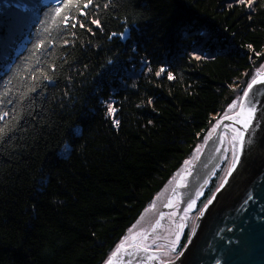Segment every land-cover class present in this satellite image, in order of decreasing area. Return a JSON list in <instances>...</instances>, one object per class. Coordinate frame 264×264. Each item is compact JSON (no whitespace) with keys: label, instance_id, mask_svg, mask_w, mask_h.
Segmentation results:
<instances>
[{"label":"trees","instance_id":"16d2710c","mask_svg":"<svg viewBox=\"0 0 264 264\" xmlns=\"http://www.w3.org/2000/svg\"><path fill=\"white\" fill-rule=\"evenodd\" d=\"M85 3L0 61V264H104L264 65V0Z\"/></svg>","mask_w":264,"mask_h":264},{"label":"water","instance_id":"95a60500","mask_svg":"<svg viewBox=\"0 0 264 264\" xmlns=\"http://www.w3.org/2000/svg\"><path fill=\"white\" fill-rule=\"evenodd\" d=\"M253 80L252 88L248 84L244 90L249 97L243 94L240 107L220 118L150 214L128 232L104 264H264V103L259 102L264 100V65ZM253 97L254 119L245 129L246 99ZM237 130L247 137L243 150L233 139ZM224 133L229 136L230 163L220 186L194 214L182 257L132 251L151 242L178 240L184 206L204 193L205 183L222 162ZM234 144L240 157L235 168Z\"/></svg>","mask_w":264,"mask_h":264},{"label":"rangeland","instance_id":"374dc122","mask_svg":"<svg viewBox=\"0 0 264 264\" xmlns=\"http://www.w3.org/2000/svg\"><path fill=\"white\" fill-rule=\"evenodd\" d=\"M15 1L16 0H0V19H2V21H0V30L3 29V27H6L9 30V31L6 30V32L8 33V35H7V39L9 41L8 44L5 45L3 43H0V61L2 59H4L5 57H7L10 54L11 51L14 52L11 47L9 48L8 45L11 44V46H12L13 42L11 43V40L14 39L16 36H19L20 33L23 31V28H22L23 25H25L28 21H30V19H25L23 25L21 23L20 24L18 23L20 21V18H22V17L16 16V13L14 11V5H13V3ZM33 17L34 16H32V18ZM254 74H255V72H254ZM241 99H242V97L241 98L238 97V99L234 101L235 103L230 105L227 108V110L225 112H223V114L221 116H218V117L215 118V123H214L212 129L219 122L220 118L223 117V115H226V114L234 111L235 108L240 107ZM212 129L204 137L203 141L209 136V134L211 133ZM224 136H225V142H226V145H225L226 147H225V150H224L225 155H224V157L222 159V162L219 164V167L214 172L215 174H217V179H216L215 186H214L215 188L213 190H211V192L208 195L207 199H205L204 201L200 200V198L204 194L203 193V194H199L196 197V200L194 199L191 202L192 203V207L191 208H189V204L184 206V208L182 210L183 214H182V218H181V226H180V229H179L178 240L162 241V242H151V244H143V248H144L143 251L144 252H147V253H151V252H161L162 253L163 252V253L168 254V255H173V256L176 255V256L182 257V255H181L182 249L188 248V244H189L188 241H189L190 234H191L190 231H191V228H192V225H193L194 214L204 204V202L209 199V197L215 192V190L220 186V184H221V182L223 180V177H224L223 175L225 173V170H226V168L228 167V165L230 163V154L231 153H230L229 136H228L227 133H224ZM193 153H192V156H193ZM191 157L188 160H186L181 165V168L179 169V171L174 175L173 179H171L170 182H168V184L171 185V183L176 179V177L186 167L187 163L191 160ZM214 176L215 175H213V177ZM168 184H166V185H168ZM207 184H206L205 187H207ZM205 190H206V188H205ZM185 209H187V211H185ZM184 232H187L188 235H187V238H186V240L184 242V245H181L180 242H181V240H182V238L184 236ZM127 234H126V236H127Z\"/></svg>","mask_w":264,"mask_h":264},{"label":"snow or ice","instance_id":"6c2138e0","mask_svg":"<svg viewBox=\"0 0 264 264\" xmlns=\"http://www.w3.org/2000/svg\"><path fill=\"white\" fill-rule=\"evenodd\" d=\"M64 2L65 3H69V2H71V0H64ZM226 2L229 3V6H231L232 3H240V4H244L245 6H251L252 3H253V0H226ZM91 3H92V0H86V3L84 4V7L87 8L88 4H91ZM56 11H60V9L57 8ZM65 22H67V19H65ZM92 23L93 24H98L99 21L93 19ZM83 26L84 25L81 24V27H83ZM121 35H123V34H121ZM164 71H165V67L162 65L160 67V70L156 72V75L159 76L161 74V72H164ZM167 75H168L169 79L172 78V73L171 72H168ZM254 83H256L255 80H253V84ZM248 88L251 89L252 88V84H249ZM244 95H245V98H247V97H249L250 93L246 91L244 93ZM259 102L260 103H264V100H261ZM233 103H235V102H233ZM246 103H247V112H246V114H245V110L244 109H242L241 111H242V114H245V119L243 120L244 127H245V129H249V125L254 119V112H255V109L252 107V105L257 103V101L253 97L250 100L246 99ZM108 111L109 112H113L114 111V108L112 107V105H108ZM233 139L236 140V141H239V148L241 150H243V148H244V143L243 142L247 139V137L240 130H237L236 131V136L233 137ZM252 143H254V141ZM248 147H249V150H250L251 143L248 145ZM236 148H237V145L234 144L233 168H235L237 162L240 159L239 153L235 151ZM209 203H211V201H209ZM191 207H192V203L190 202L189 203V208H191ZM205 207H207V206H205ZM185 211H187V209H185Z\"/></svg>","mask_w":264,"mask_h":264},{"label":"bare ground","instance_id":"6f19581e","mask_svg":"<svg viewBox=\"0 0 264 264\" xmlns=\"http://www.w3.org/2000/svg\"><path fill=\"white\" fill-rule=\"evenodd\" d=\"M41 1H43V0H40V2ZM1 30H3V29H1ZM169 186H170V184H168V185H166V186H164L162 188V190L160 191V193L154 198L153 203L149 206L148 209H146L145 211H143V213L139 216V218L137 219V221L134 223V225L131 227L130 230H132L136 225H138L139 224V221L141 219H143L144 217H146L147 215L150 214V210L155 206V204L158 202V199L160 198V196L163 194L164 191L167 190V188ZM143 249H144L143 248V245H140V246H137V247H132V251H136V252H140V251L141 252H144Z\"/></svg>","mask_w":264,"mask_h":264}]
</instances>
